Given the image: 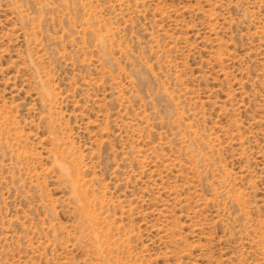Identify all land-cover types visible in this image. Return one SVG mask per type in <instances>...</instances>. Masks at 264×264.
<instances>
[{
	"label": "rangeland",
	"instance_id": "374dc122",
	"mask_svg": "<svg viewBox=\"0 0 264 264\" xmlns=\"http://www.w3.org/2000/svg\"><path fill=\"white\" fill-rule=\"evenodd\" d=\"M0 264H264V0H0Z\"/></svg>",
	"mask_w": 264,
	"mask_h": 264
}]
</instances>
